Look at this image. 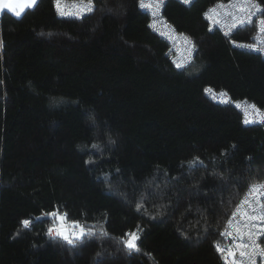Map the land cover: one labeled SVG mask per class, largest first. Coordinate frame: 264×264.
Returning <instances> with one entry per match:
<instances>
[{
    "label": "trees",
    "instance_id": "16d2710c",
    "mask_svg": "<svg viewBox=\"0 0 264 264\" xmlns=\"http://www.w3.org/2000/svg\"><path fill=\"white\" fill-rule=\"evenodd\" d=\"M139 1L94 0L80 18L53 0L0 11V264H223L220 233L264 180V123L235 105L264 111V57L241 45L256 27L225 35L203 16L219 0H165L195 45L177 68ZM52 210L96 235H48ZM137 230L129 254L120 240Z\"/></svg>",
    "mask_w": 264,
    "mask_h": 264
},
{
    "label": "snow or ice",
    "instance_id": "6c2138e0",
    "mask_svg": "<svg viewBox=\"0 0 264 264\" xmlns=\"http://www.w3.org/2000/svg\"><path fill=\"white\" fill-rule=\"evenodd\" d=\"M38 0H0V10L7 9L8 12L14 14L16 17H20L26 9H32L36 6ZM62 0H53L54 7L58 14L64 15V11L61 8ZM163 3V0H151L146 3L145 0H140V7L142 9L154 8L158 9ZM182 3L189 4L190 0H182ZM217 8L225 9L224 15L231 17L232 24L230 27H236L237 24L251 23L252 18L258 14H264V9H261L260 5L255 3L254 0H228L227 5L223 3V0H219ZM77 10L81 16L93 12L94 0H84L83 6L80 3L77 4ZM209 12L219 15L220 13L216 9H210ZM153 17L157 15L156 11H153ZM207 18L211 19L208 14H205ZM216 23H220L217 19ZM257 32L264 35V17L257 22ZM149 27L155 28V23L150 24ZM182 35V34H181ZM227 35V33H225ZM187 44L191 45L188 48V60L191 59V53L195 51V45L192 44L190 38L183 37ZM264 44V40L258 41L256 44L244 45V47L260 50L258 45ZM0 47H3V42L0 41ZM177 68H182V63L176 64ZM211 89L206 88L205 92H211ZM255 108V106H251ZM256 113L260 116V120L248 119L244 120L245 124L252 123H264V112L255 108ZM111 142V141H110ZM93 148H98V145H92ZM198 160V158H196ZM192 166V165H190ZM105 182H110V178L105 175ZM143 207L141 202L136 203V210L139 212ZM47 215L51 216L53 221H56L51 225L47 232L49 235L55 233L56 237L63 239L68 245L76 246L87 237H93L96 233L81 225L79 221L71 222V231L66 223V214H61L59 210H54ZM240 217V219H237ZM257 222H259L260 232H256ZM22 225L27 228L30 226L29 220H23ZM78 230V231H77ZM106 235V233H101ZM222 237H226L231 240V245L227 247H221L219 243L215 245L216 250L223 257L224 264H257V258L264 259V247L259 242L261 236H264V181H257L255 183H249L247 190L244 193L243 198L236 206V210L232 212L231 217L228 219L225 230L220 233ZM140 239L138 230L129 231L124 234L120 242L129 254L133 252H139L138 240ZM99 255V253L97 254Z\"/></svg>",
    "mask_w": 264,
    "mask_h": 264
},
{
    "label": "built area",
    "instance_id": "2783aa9c",
    "mask_svg": "<svg viewBox=\"0 0 264 264\" xmlns=\"http://www.w3.org/2000/svg\"><path fill=\"white\" fill-rule=\"evenodd\" d=\"M179 1L182 2V0H179ZM145 2L148 3V2H151V0H145ZM164 2H165V0H163V3L160 5V7L158 9L148 8V9H143V10H145V11H147L149 13V15H150V24L155 23L154 30L156 32H158L165 40L168 41L169 46H170L171 58L174 61V63L175 64H177V63L185 64L186 62L189 61L187 59L188 56H189L188 48L191 47V45L187 44V42L184 40L183 37H188V36H186L185 34L181 33L177 29H175L161 15V9H162V6H163ZM254 2L258 4V2L256 0H254ZM78 3H80L81 6H83L84 0H62L61 8H62V10L64 11L65 14L64 15L58 14V15L63 16V17H72V18H80V17H82L80 15V12L77 10V4ZM223 3L225 5H227L228 0L223 1ZM217 5H218V2L210 5L205 10V12L203 14L204 18L209 21L208 24H209L210 27L217 28L221 32H223L224 34L225 33L229 34L232 31H234L235 29H237L238 27L242 26L241 24H237L236 27H230V25L232 24L231 17L225 16L223 14L225 9L217 8ZM139 7H140V1H139ZM210 9H216V11L219 12L220 14L216 15L215 13L209 12ZM153 11H156V13H157V15L155 17H153V14H152ZM206 13L208 14V16L211 17V19L206 17V15H205ZM262 17H264V16H262L261 14H258L255 17L252 18V22H254L255 27H256V32H255V34L253 36V39L250 42L241 44L242 47H244V45H248V44H256L258 41L264 40V35H262V34L257 32V23H256ZM217 19L220 20V23H216ZM245 24H248V23H245ZM245 24H243V25H245ZM191 42H192V44H194L192 40H191ZM258 47H259L260 50H254V51L259 52L264 57V44H259ZM244 48H247V47H244ZM247 49L253 50V49H250V48H247ZM193 53H194V51L191 53V57H192ZM210 94L212 95V97L216 101H219V102H222V103L230 101L229 95L227 93H225V92H222V91H220V92H212L211 91ZM235 105L242 111L244 120H245L246 117L248 119H255L257 121L260 120V116L256 113L255 108L251 107V106H253L252 104L247 103L245 101H236ZM261 112H264V111L261 110ZM258 181H264V180H258ZM255 182H257V181H255ZM255 182H252V183H255ZM246 190H247V187L244 190V192L242 193V195H241L240 199L238 200L237 204L235 205L233 211L236 210V206L239 204L240 200L243 198L244 193H245ZM232 212H231V214H232ZM231 214H230V217H231ZM237 219H240V217H237ZM66 223H67V225L69 227V231H71V223L68 221V219H67ZM80 224L84 225V223H80ZM256 232L258 234L260 232L259 222H257ZM53 234L55 235V233H53ZM259 242L261 243V246L264 247V236H261V239H260ZM219 244H220L221 247H227V246L231 245V240L225 237V240L222 243H219ZM220 256H221V259H222V262H223V257H222L221 254H220ZM223 264H224V262H223ZM257 264H264V259L257 258Z\"/></svg>",
    "mask_w": 264,
    "mask_h": 264
},
{
    "label": "bare ground",
    "instance_id": "6f19581e",
    "mask_svg": "<svg viewBox=\"0 0 264 264\" xmlns=\"http://www.w3.org/2000/svg\"><path fill=\"white\" fill-rule=\"evenodd\" d=\"M206 21L209 22L207 19H206ZM53 211H54V210H52V211H50V212H47V213L45 212V213H43V214L41 215V217H43V218H47V219H50V220L53 221V219L51 218V216H48V215H47L48 213H51V212H53ZM61 214H64V213H61ZM23 220H29V219H23ZM23 220H22V221H23ZM29 221H30V220H29ZM54 223H56V221H54ZM54 223H53V224H54ZM47 234H48V233H47ZM48 235H49V234H48ZM52 235L54 236V234H52ZM52 235H51V236H52Z\"/></svg>",
    "mask_w": 264,
    "mask_h": 264
},
{
    "label": "crops",
    "instance_id": "0c3cea01",
    "mask_svg": "<svg viewBox=\"0 0 264 264\" xmlns=\"http://www.w3.org/2000/svg\"><path fill=\"white\" fill-rule=\"evenodd\" d=\"M7 10V9H6ZM1 11V10H0Z\"/></svg>",
    "mask_w": 264,
    "mask_h": 264
}]
</instances>
